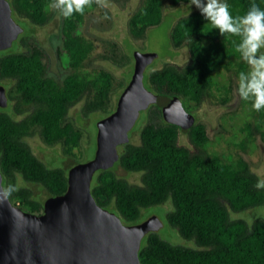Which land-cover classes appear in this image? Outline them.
<instances>
[{"label":"trees","instance_id":"1","mask_svg":"<svg viewBox=\"0 0 264 264\" xmlns=\"http://www.w3.org/2000/svg\"><path fill=\"white\" fill-rule=\"evenodd\" d=\"M7 2L13 20L42 27L51 17L54 0ZM253 2L264 9V0H235L230 11L234 16L243 15ZM165 3L176 6L190 0H141L128 18L129 36L141 40L148 29L159 26ZM94 5L86 7L82 15H61L60 45L55 54L68 71L61 80L46 75L43 52L33 38L19 40L24 52L0 55V86L5 88L11 110L10 115L0 110L1 182L15 186L19 176L41 187L47 197L62 195L66 173L47 168L24 139L37 132L45 145H58L64 155L72 156L81 134L67 120L69 108L84 99L85 113L107 116L114 111L115 106L110 108L113 75L105 70L94 74L83 70L92 44L78 33V28ZM209 32L208 25L201 24L195 15L178 18L169 32V44L173 49L184 46L187 62L143 72V87L157 99L178 98L191 113L211 89L208 71L212 69L213 50L202 49ZM138 116L137 143L132 144L128 136L113 166L139 174V184L117 177L112 166L94 173L90 195L124 225L135 224L141 210L169 200L172 209L165 214V222L182 239L194 244V248L175 246L154 232L147 233L137 252L139 264H264V216L258 215L250 222L229 216L230 212L264 208V187H257V177L246 165H227L208 156L204 150L205 130L196 121L185 131L188 147L178 145L180 129L162 120L158 100ZM16 189L8 197L11 203L14 199L18 204L14 205L21 210L40 214L42 202L33 197L30 189Z\"/></svg>","mask_w":264,"mask_h":264},{"label":"rangeland","instance_id":"2","mask_svg":"<svg viewBox=\"0 0 264 264\" xmlns=\"http://www.w3.org/2000/svg\"><path fill=\"white\" fill-rule=\"evenodd\" d=\"M93 2L94 7L84 16L78 28V33L92 44V51L83 70L88 74L105 70L113 75L110 108L115 106L120 92L132 75L135 54H155L151 63L144 68V74L164 65L182 66L187 62L186 48L183 46L173 49L169 44V32L174 22L182 16L195 15L201 24L208 25L210 32L202 41V49L213 50L210 60L212 69L208 71L211 89L202 102L195 105L189 113L205 130L207 141L204 150L208 156L215 157L227 165L236 163L246 165L257 177L258 182L264 181V109L255 111L251 102L242 100L238 94L239 72L248 70L247 64L235 50L233 43V41L239 43L240 38L228 34L222 36L208 23L195 5L188 3L170 6L165 3L162 7L160 25L148 29L143 39L135 40L129 36L127 21L141 0H101L100 3L93 0ZM228 4L230 7L234 6L235 0H228ZM14 22L22 28V32L8 49L0 51V55L7 52H24L25 47L18 44L19 40L22 37L33 38L43 52L46 75L54 80H61L68 71L55 54V49L60 45V12L52 8L49 21L42 27L24 25L15 19ZM227 41L231 42L230 45ZM261 51L264 52V49ZM166 101L159 98L158 104L162 106ZM84 103L85 100L82 99L69 108L67 113V120L73 123L81 134L79 146L72 150V156L64 155L58 145H45L37 132L24 139L32 154L47 168L62 169L66 173L73 165L92 159L95 151L96 122L106 116L97 112L85 113ZM7 105L8 102L0 110L10 115L11 110ZM140 117L138 116L132 133H128L132 144L137 143ZM178 145L188 147L185 130L179 132ZM118 151L120 147L117 148ZM113 172L129 184H139V174L127 173L118 166H113ZM15 187L29 188L33 197L41 202L47 198L41 187L26 183L19 176L16 177ZM12 203L18 205L14 199ZM171 209L169 200L161 205L143 209L135 224L155 216L161 222V227L154 232L156 236L171 245L194 248L192 241L182 239L176 230L165 222V214ZM258 215H263V207L229 213L231 219L242 218L248 222Z\"/></svg>","mask_w":264,"mask_h":264},{"label":"water","instance_id":"3","mask_svg":"<svg viewBox=\"0 0 264 264\" xmlns=\"http://www.w3.org/2000/svg\"><path fill=\"white\" fill-rule=\"evenodd\" d=\"M21 32L11 18L9 3L0 0V51L8 49ZM154 57L153 53L133 56L132 75L114 111L96 122L92 159L67 170L62 195L47 197L38 215L21 210L8 198L0 202V264H139L141 239L157 231L161 222L151 216L139 224L124 225L114 213L98 206L89 190L94 173L118 160L117 148L128 142L139 112L157 103V96L142 83L143 70ZM6 104L0 86V108ZM160 113L165 123L180 130L194 124V117L176 97L160 106Z\"/></svg>","mask_w":264,"mask_h":264},{"label":"clouds","instance_id":"4","mask_svg":"<svg viewBox=\"0 0 264 264\" xmlns=\"http://www.w3.org/2000/svg\"><path fill=\"white\" fill-rule=\"evenodd\" d=\"M92 3L93 0H54L50 7L70 18L75 13L82 15ZM190 5H195L222 36L240 38L239 43H233L248 70L239 72L238 94L242 100L250 101L255 111L264 109V9L253 2L246 13L234 16L226 0H190ZM257 187H264V181L258 182ZM16 190L14 185L0 182V202Z\"/></svg>","mask_w":264,"mask_h":264},{"label":"flooded vegetation","instance_id":"5","mask_svg":"<svg viewBox=\"0 0 264 264\" xmlns=\"http://www.w3.org/2000/svg\"><path fill=\"white\" fill-rule=\"evenodd\" d=\"M264 209V208H263Z\"/></svg>","mask_w":264,"mask_h":264}]
</instances>
